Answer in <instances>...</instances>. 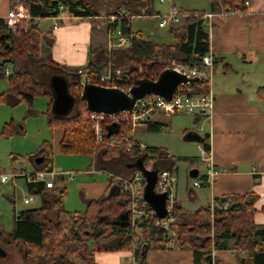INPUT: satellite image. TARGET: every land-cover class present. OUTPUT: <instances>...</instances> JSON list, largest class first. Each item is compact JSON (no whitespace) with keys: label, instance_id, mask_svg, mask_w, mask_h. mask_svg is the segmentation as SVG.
Segmentation results:
<instances>
[{"label":"trees","instance_id":"obj_1","mask_svg":"<svg viewBox=\"0 0 264 264\" xmlns=\"http://www.w3.org/2000/svg\"><path fill=\"white\" fill-rule=\"evenodd\" d=\"M20 1L25 3L31 17L24 34L14 35L5 21L0 19V56L5 58L0 65V77L7 78L9 82V89L0 95V102L11 107L24 104L32 108L36 97L47 93L41 83L34 81L28 64L53 68L55 72L52 76L61 75L68 81L76 109L72 115H54L50 119V127L57 126L62 131L60 151L100 157L97 168L109 173L111 185L97 199H90L82 192L81 198L87 209L84 212H70L65 208L68 193L65 184L59 186L57 183L54 188L47 189L42 184L27 183L30 194L48 197V205L21 212L9 233L0 226V245L18 250L24 264H98L95 259L97 253L130 252L134 248L137 264H146V254L150 249H167L170 242H174L178 249L192 251L194 264H211L213 250H244L246 255L237 257L240 261L264 264V228L258 229L254 222L258 201L255 193L217 197L212 207L195 212L187 211L176 201L170 230L156 228L155 220H150L143 224V233L136 232L128 220L122 219L128 213L127 194L119 184L120 189L110 193L112 185L117 183L116 177L131 178L141 172L139 162L156 173H175L178 159L163 147L147 146L141 150L135 137H130L133 132L130 122L121 115L116 120L107 117L103 123L104 133L107 138L126 137L128 141L119 147L98 146L90 121L92 114L88 112L83 97L84 86L79 71L86 74L90 84L114 86L129 93L140 82L157 81L173 61L189 68L200 67L203 57L210 52L209 33L201 19L206 12L181 10L189 16L180 24L168 28L175 42L156 44L145 39L141 31L132 29L133 17L154 16L152 9H148V0ZM246 1L221 0V6H232L238 12H243ZM10 3L13 7L16 0H10ZM61 7L65 8L67 14L80 19L100 17L98 10L105 8V16H118L115 27L131 38L132 46L111 52L102 48L87 65L79 68L57 64L51 56L43 54L42 39L47 36L50 40L52 38L51 32L44 34L41 31L39 20L59 15ZM122 9L127 12V17L119 15ZM7 66H10L9 75L6 74ZM109 69L114 76L120 72L121 79L114 78L113 82L102 83L100 79L108 74ZM208 91V85L196 81L190 92L202 94ZM53 103L54 99L49 104V113L52 112ZM162 126L154 122L148 126V130L160 132ZM23 133L22 127L19 129L14 122L7 124L3 131L7 138ZM201 142L205 143L206 140ZM53 155L52 144L44 142L32 157L34 171L53 170ZM40 158L43 161L37 164L36 160ZM18 171L23 172L13 168V172ZM37 215L44 218L37 219ZM172 232L176 234L175 237H172ZM137 239L139 243H136ZM218 263L215 259V264Z\"/></svg>","mask_w":264,"mask_h":264},{"label":"crops","instance_id":"obj_2","mask_svg":"<svg viewBox=\"0 0 264 264\" xmlns=\"http://www.w3.org/2000/svg\"><path fill=\"white\" fill-rule=\"evenodd\" d=\"M169 1V10L171 6L190 12L218 13L221 10L219 0H210L208 10L185 7L181 4L179 6L174 0ZM248 1L250 4L247 7L244 5L243 12L216 17L213 30L208 31L210 51L215 61L214 80L209 88L214 97V113L209 121L200 116L191 115L194 116L199 130L201 127L205 128L210 138L206 139L205 143L201 142L198 155L184 159L192 164L203 166V155L208 153L218 172L214 182L200 188L192 186L196 190L192 191V195L202 208L212 207L215 199L224 195L255 193L258 195V201L254 222L256 227L261 229L264 228V0ZM11 8L10 0H0V19L4 20ZM152 12L154 16L161 14L160 11L155 12L153 9ZM63 17V21L56 30L53 29L50 18V32L54 38L51 44L53 45L51 57L57 64L67 68H79L87 65L102 48L111 52L108 26L106 21L99 20L103 18L80 19L67 13ZM95 21L99 22V28H95L92 24ZM95 42L97 46L94 45ZM189 126L194 127L192 123H189L187 127ZM171 128L184 132V128L181 129L177 125ZM59 131L55 148L60 152L59 145L63 135L61 129ZM134 137L139 143L144 144L136 136ZM177 159L179 162L182 158ZM202 168L204 172L201 175L199 173L200 178L196 181L206 180L207 169L204 166ZM90 171L86 173H95ZM79 185L88 198L97 199L108 190L111 183L110 180L108 183H90L81 180ZM13 187L17 188L18 184L13 183ZM119 189V185L114 183L110 193L113 194ZM38 196L41 197V205L33 209L48 205V197ZM36 218L44 217L37 215ZM123 255L128 256V252L97 253L95 259L98 264H119ZM214 255L218 264H251L234 257L231 250L215 251ZM145 261L146 264H194V257L192 251L187 249H150Z\"/></svg>","mask_w":264,"mask_h":264},{"label":"rangeland","instance_id":"obj_3","mask_svg":"<svg viewBox=\"0 0 264 264\" xmlns=\"http://www.w3.org/2000/svg\"><path fill=\"white\" fill-rule=\"evenodd\" d=\"M176 4L183 6L199 7V9L208 10L210 0H174ZM21 2L20 0H16ZM24 4V2H21ZM148 9H153L155 12L160 11L161 14L168 12L170 1L161 4L158 0H148ZM179 5V6H181ZM101 15L98 18L105 22L106 10H98ZM105 17V18H104ZM28 22L25 21L17 28L14 35H22L28 29ZM40 29L44 34L50 33L51 21L49 19L39 20ZM95 28H99V22L92 23ZM158 20L155 16L133 17L132 29L134 31H141L145 39L156 44H173L175 37L170 34L169 29H161L158 25ZM96 31V30H95ZM48 37V36H47ZM44 37L42 39L43 54L51 56L53 36L51 38ZM97 38V33H95ZM97 46V43H94ZM5 58L0 56V65L3 64ZM109 68V67H108ZM28 70L31 71L36 83H41L45 94L36 97L34 106L29 108L22 104L17 107H11L6 103L0 102V179L1 175L12 176L13 168L23 170L28 174L34 171L32 165V157L38 153L44 142H50L53 146V164L54 169H61L64 171H72L77 173L76 181L73 183H66L68 193L65 197V208L70 212H84L87 205L82 201L81 193L84 192L79 185L81 180L86 182H104L108 183L109 173L106 170L99 171L97 168L100 157H95L87 154H68L56 150L57 134H59V127H50V119L54 116L53 111L49 113V104L53 101L54 95L51 88V78L55 70L48 66L36 67L28 64ZM9 82L7 78L0 77V95L8 91ZM73 106L69 115L75 112ZM153 121H159L162 125L167 126V131L150 132L147 127H139L134 130V136L148 147H163L170 151L171 154L177 158H182L177 164V185L175 186V197L182 206L188 211L194 212L202 208L193 194V181L200 178L190 177L192 170L197 169L200 175L204 172L201 164H192L185 157L198 155L200 153L199 145L204 137H199L200 141H192L187 137L190 133H195L200 136L199 126H196L194 116L188 113H180L176 116L165 117L157 114ZM14 122L20 129L22 127L23 134L15 135L7 138L3 135L4 128L7 124ZM192 123L193 126H189ZM177 125L184 128V132H178L171 126ZM188 129V130H187ZM203 138V139H202ZM59 149V148H58ZM14 158H16L14 160ZM97 168V169H96ZM96 170L94 174H87L88 170ZM19 172V171H18ZM201 180V179H200ZM198 180V181H200ZM17 188L13 187V182L2 184L0 181V226L7 233L11 232L14 227L15 218L21 213L29 209L37 208L41 205V197L32 195L27 191L26 182L24 178L16 179ZM61 186L60 184H58ZM196 191V190H194ZM85 193V192H84ZM34 198L35 203L26 205L24 200L26 197ZM176 200V201H177ZM155 245V244H152ZM7 252V257L0 260V264H24L23 258L18 250L12 247L0 245ZM246 255V254H245ZM123 255L119 264L126 260Z\"/></svg>","mask_w":264,"mask_h":264},{"label":"built area","instance_id":"obj_4","mask_svg":"<svg viewBox=\"0 0 264 264\" xmlns=\"http://www.w3.org/2000/svg\"><path fill=\"white\" fill-rule=\"evenodd\" d=\"M161 4L168 2L169 0H158ZM221 1V0H219ZM249 1L245 2V6H249ZM65 8H60V14L51 18L53 22V29L56 30L60 23L63 21L65 14ZM239 13L234 7L221 6V10L218 13H204L201 16L203 26L207 31L211 32L214 27V20L218 16H230ZM120 16L127 17L128 14L125 10H121L119 13ZM189 14L182 12L180 9L175 6H171L170 10L166 14H157L155 17L159 20L160 28H168L171 25L180 24ZM31 19L27 6L21 2H17L11 10L8 12L4 21L6 26L11 29L12 32H17V28L20 24ZM106 24L108 26V40H109V49L116 50L119 48H127L132 46V40L130 37H127L122 34L120 29L115 27L117 20L119 19L117 15H111L106 17ZM170 70H174L177 73L186 77L187 81L181 83L171 101H168L157 95H148L145 98L138 100L132 111H127L119 113L116 115H106V114H92L90 121L92 123L93 132L95 135L96 143L98 146H107V147H119L124 142L128 141V138L123 137L122 139L116 138H107L104 133L103 123L106 121L107 117L111 120H116L118 116H123L124 120L130 122L132 127V134L130 137H134V130L139 127H147L151 123H154L153 118L157 114H161L165 117H171L180 113H188L195 116H200L205 120H211L214 113V97L210 91L207 93H191L193 89V84L197 81L202 84L208 85L209 88L214 80L215 72V61L212 56L211 51L205 55L202 59L200 67L189 68L182 64H179L175 61L169 66ZM10 66L6 68V74L9 75ZM79 74L82 76L81 83L84 86L89 81L86 79V74L82 71H79ZM120 80V72L114 76L109 69L107 75L103 76L100 81L102 83L113 82V79ZM90 84V83H89ZM110 85V84H108ZM107 88H114V86H104L98 85ZM167 126H162L161 131H167ZM200 137H204L206 140L207 132L205 128L201 127L199 130ZM207 142V140H206ZM147 146L140 143V149L145 150ZM130 149V148H129ZM203 166L206 170V177L204 181H193V187L200 188L205 185H208L214 182L215 178L218 175L214 167V163L210 154L205 153L202 158ZM151 170V169H148ZM91 173L95 170H91ZM157 183L155 186V193L159 195H167V216L165 219H159L156 216L155 211L151 208L148 202L145 200V190H146V179L142 172H137L133 177L126 178L123 176H117L116 182L120 185L121 190L127 194L129 199V208H128V221L130 222L131 227L138 233H143V224L146 221L155 220L156 228H164L170 230V225L173 222V210L174 204L176 202L175 197V186L177 183V176L174 172L163 171L157 173ZM77 173L72 171H64L61 169H53L48 171H33L28 174L26 172H14L11 178L8 175H1V183L6 184L12 181L16 184L15 180L19 178H24L27 183L42 184L47 189L54 188L57 183H73L76 181ZM26 205H31L34 203L33 197H26L24 200ZM227 207V206H225ZM172 237H175L174 232L171 233ZM136 243H139V239L136 240ZM169 248H178L174 242H170L168 245ZM135 248L128 252L126 260L122 264H137L135 258ZM215 251H212V262L215 264ZM231 253L234 257L245 256L246 251H235L231 250Z\"/></svg>","mask_w":264,"mask_h":264},{"label":"water","instance_id":"obj_5","mask_svg":"<svg viewBox=\"0 0 264 264\" xmlns=\"http://www.w3.org/2000/svg\"><path fill=\"white\" fill-rule=\"evenodd\" d=\"M2 41L4 38L2 37ZM8 48V45H6ZM185 76L174 70H165L157 81H143L130 89L126 93L119 89L107 88L103 86L86 83L84 85L83 97L86 100L87 110L91 114H106L109 116L119 113L132 111L136 102L148 95H157L168 101H171L177 87L186 82ZM51 88L54 95V103L52 111L57 117H66L70 114L75 100L69 93V83L61 75H54L51 78ZM192 141H200L195 133H190L187 137ZM210 138V134L206 135V139ZM43 158L37 159L36 163H42ZM142 174L146 179L145 200L155 211L159 219H165L167 216V195H159L155 193L158 174L152 170L146 169L142 162L138 164ZM199 171L194 169L190 173V177L197 178ZM123 220H128L126 213ZM7 252L0 247V258H6Z\"/></svg>","mask_w":264,"mask_h":264}]
</instances>
